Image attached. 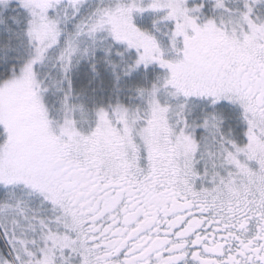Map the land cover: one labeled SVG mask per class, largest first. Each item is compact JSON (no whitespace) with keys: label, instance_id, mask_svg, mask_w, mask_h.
<instances>
[{"label":"snow or ice","instance_id":"snow-or-ice-1","mask_svg":"<svg viewBox=\"0 0 264 264\" xmlns=\"http://www.w3.org/2000/svg\"><path fill=\"white\" fill-rule=\"evenodd\" d=\"M0 264H264V0H0Z\"/></svg>","mask_w":264,"mask_h":264}]
</instances>
